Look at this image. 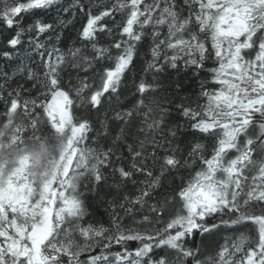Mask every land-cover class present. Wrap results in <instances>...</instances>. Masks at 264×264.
I'll use <instances>...</instances> for the list:
<instances>
[{
    "label": "snow or ice",
    "instance_id": "1",
    "mask_svg": "<svg viewBox=\"0 0 264 264\" xmlns=\"http://www.w3.org/2000/svg\"><path fill=\"white\" fill-rule=\"evenodd\" d=\"M0 264H264V0H0Z\"/></svg>",
    "mask_w": 264,
    "mask_h": 264
},
{
    "label": "trees",
    "instance_id": "2",
    "mask_svg": "<svg viewBox=\"0 0 264 264\" xmlns=\"http://www.w3.org/2000/svg\"><path fill=\"white\" fill-rule=\"evenodd\" d=\"M99 211H100V213L102 214V212H103V209H100Z\"/></svg>",
    "mask_w": 264,
    "mask_h": 264
}]
</instances>
